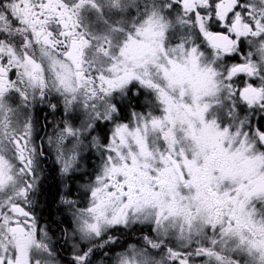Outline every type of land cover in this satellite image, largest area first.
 Returning <instances> with one entry per match:
<instances>
[{"label":"snow or ice","instance_id":"snow-or-ice-1","mask_svg":"<svg viewBox=\"0 0 264 264\" xmlns=\"http://www.w3.org/2000/svg\"><path fill=\"white\" fill-rule=\"evenodd\" d=\"M0 264H264V0H0Z\"/></svg>","mask_w":264,"mask_h":264},{"label":"trees","instance_id":"trees-1","mask_svg":"<svg viewBox=\"0 0 264 264\" xmlns=\"http://www.w3.org/2000/svg\"><path fill=\"white\" fill-rule=\"evenodd\" d=\"M49 181V182H48ZM48 183L44 184V190H47V206L51 210V212H55V206H56V197H57V191H58V180L54 178L53 174H51L47 180ZM57 207V206H56Z\"/></svg>","mask_w":264,"mask_h":264},{"label":"flooded vegetation","instance_id":"flooded-vegetation-1","mask_svg":"<svg viewBox=\"0 0 264 264\" xmlns=\"http://www.w3.org/2000/svg\"><path fill=\"white\" fill-rule=\"evenodd\" d=\"M51 174H53L54 178L58 180V177H57L58 175L56 174V170L53 166V162L51 160H49L48 165H46V172H45L46 179L44 181V184L47 183V180ZM45 193L47 194V190H44V194ZM43 199H45L47 202V197L45 195H44ZM56 206H58V197H56ZM44 207H45V211L43 214L45 217H48V213L51 210L48 208L49 206H47V203L44 205ZM55 212H53V213H55Z\"/></svg>","mask_w":264,"mask_h":264},{"label":"rangeland","instance_id":"rangeland-1","mask_svg":"<svg viewBox=\"0 0 264 264\" xmlns=\"http://www.w3.org/2000/svg\"><path fill=\"white\" fill-rule=\"evenodd\" d=\"M53 166H54V168H55V170H56V166L53 164ZM56 174L58 175V171L56 170ZM58 177V176H57ZM49 182V181H48ZM47 182V183H48ZM45 196H46V193H45ZM55 209H57V207L55 206Z\"/></svg>","mask_w":264,"mask_h":264}]
</instances>
